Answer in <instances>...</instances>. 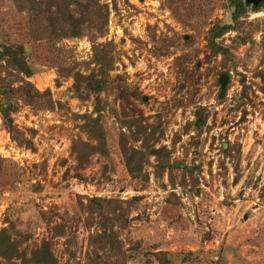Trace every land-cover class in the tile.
<instances>
[{"label": "rangeland", "instance_id": "rangeland-1", "mask_svg": "<svg viewBox=\"0 0 264 264\" xmlns=\"http://www.w3.org/2000/svg\"><path fill=\"white\" fill-rule=\"evenodd\" d=\"M92 1L91 34L48 42L31 39L27 13L0 0V42L25 45L35 68L27 80L58 102L37 109L19 101L10 116L21 141L0 120V228L25 237L19 249L46 240L57 264H84L97 230L96 217L86 221L87 198H114L123 208L112 228L124 264H264V93L256 76L264 71V4L245 5L233 22L228 0ZM215 22H232L215 39L230 58H207ZM92 46L105 55L99 61ZM67 69L106 70L99 97L106 153L82 163L72 142L87 140L80 114L92 113L94 99L74 92ZM19 78L0 73L12 85ZM131 109L151 125L154 145L169 150L171 167L157 178L153 156L142 166L145 181L125 171L118 138Z\"/></svg>", "mask_w": 264, "mask_h": 264}, {"label": "trees", "instance_id": "trees-1", "mask_svg": "<svg viewBox=\"0 0 264 264\" xmlns=\"http://www.w3.org/2000/svg\"><path fill=\"white\" fill-rule=\"evenodd\" d=\"M17 11L26 12L30 18L31 30L29 32L31 39L54 42L62 38L80 37L83 34H91V27L94 19L92 15L95 11L96 3L92 0H12ZM232 6L231 21L235 22L237 17L245 11L243 0H228ZM253 9V8H252ZM105 17L99 16V28L96 30L101 33L104 26ZM232 27V22H215L211 24L206 31V42L208 55H220L221 58H230L229 49L215 39L225 33ZM92 59L99 61V56L95 53V46ZM26 47L23 43L8 44L0 42V73L19 75L16 85L11 82H4L0 79V120L3 128L10 133L11 138L21 141L17 134L19 133L12 124L11 113L14 112L19 101H23L37 109H52L58 104L51 98L48 88L39 90L27 80L35 68L31 61L26 60ZM108 69V68H106ZM66 70L65 75L72 77V88L74 92L80 93L82 88L88 94H92L94 102L92 113L80 114L82 119L81 128L86 133L87 140L77 138L72 142V150L75 153L79 163L84 162L87 156L92 153L105 154V132L101 123L100 93L106 89V82L103 72L94 70L83 74L79 71ZM98 72V73H97ZM60 74V75H64ZM262 83V92L264 93V71L256 72ZM242 83V90H244ZM224 88H219L218 97L223 96ZM118 98H120L118 96ZM126 101L128 102L127 98ZM133 110L123 115L121 125L126 129V134L120 131L118 146L123 160L125 171L130 177L139 178L145 181L148 177L146 172H142V166L147 163L149 156H153L155 177L157 178L164 169L171 167L169 159V150L163 146H155L156 137L153 136V130L147 119L140 114V119L144 120L142 124L140 119L133 116ZM94 114V115H93ZM127 117V118H126ZM202 117L197 114L194 124L201 126ZM16 132L17 134H13ZM126 140L130 143L127 145ZM139 142L134 145V142ZM131 198L130 200H132ZM121 201L114 198H98L91 196L87 198L85 209L87 211L86 221L90 225L92 219H95L97 230L88 235V246L91 252L86 256L84 264H124V252L119 249L116 243V232L113 225L116 220L121 218L123 208ZM60 228L56 233H61ZM25 240V237L23 238ZM23 240H17L15 234L9 227L0 228V258L6 261L17 258L21 264H57L56 259L49 250V244L46 240H41L36 248L29 250L19 249V243ZM165 264L168 261L164 259Z\"/></svg>", "mask_w": 264, "mask_h": 264}, {"label": "water", "instance_id": "water-1", "mask_svg": "<svg viewBox=\"0 0 264 264\" xmlns=\"http://www.w3.org/2000/svg\"><path fill=\"white\" fill-rule=\"evenodd\" d=\"M259 2H263L264 3V0H244V3H252L253 6H256L257 3H259ZM218 81H219L220 88H223L224 83L226 81V75L221 73L219 75Z\"/></svg>", "mask_w": 264, "mask_h": 264}, {"label": "flooded vegetation", "instance_id": "flooded-vegetation-1", "mask_svg": "<svg viewBox=\"0 0 264 264\" xmlns=\"http://www.w3.org/2000/svg\"><path fill=\"white\" fill-rule=\"evenodd\" d=\"M243 2H244V0H243ZM244 4L247 5V6H250L253 9H255V8L261 6V4H264V3L263 2H259V3H257L256 6H253L252 3H244Z\"/></svg>", "mask_w": 264, "mask_h": 264}]
</instances>
